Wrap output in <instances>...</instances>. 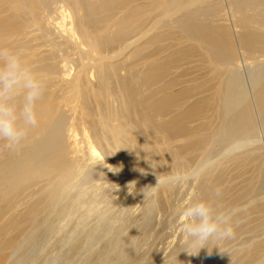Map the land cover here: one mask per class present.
<instances>
[{
    "label": "bare ground",
    "instance_id": "6f19581e",
    "mask_svg": "<svg viewBox=\"0 0 264 264\" xmlns=\"http://www.w3.org/2000/svg\"><path fill=\"white\" fill-rule=\"evenodd\" d=\"M0 47L45 85L37 126L13 149L0 141V264H28L77 209L115 231L100 264H150L140 234L179 213L176 177L202 158L190 203L226 210L235 236L199 250L170 225L168 264L198 250L203 264L264 260V0H0ZM131 180L147 205L114 215Z\"/></svg>",
    "mask_w": 264,
    "mask_h": 264
},
{
    "label": "rangeland",
    "instance_id": "374dc122",
    "mask_svg": "<svg viewBox=\"0 0 264 264\" xmlns=\"http://www.w3.org/2000/svg\"><path fill=\"white\" fill-rule=\"evenodd\" d=\"M257 140H258L259 145H260V148H261L260 149V152H261L260 154H262V157H264V130L263 129L262 130H259ZM99 151L102 154L101 150H99ZM202 161H203V158L200 161L196 162L194 165L192 164V166H190L191 167L190 171H182L181 170L179 172L180 175H178L177 177L175 176L176 177L175 184L177 186L178 194H179V197H178L177 200H179L181 204H183V203H184V205L189 204L190 203V198L192 196L191 194L192 193H195L194 187L196 186V180L199 181L200 180V177H199V175L190 174V172H195L197 170V168H199V166L201 165V162ZM109 181H111L110 183L113 182V180H105L104 182H109ZM134 182L135 181H132L131 180L127 185L125 184L126 185L125 186V190L126 191L125 190L122 191L123 193H125V192L127 193V195H128L127 200H126V198H124V195L122 194V192L119 193V194H117L118 200H117V197H116V199H114L115 202L113 203V206H112L113 207L112 210L115 209V207L117 208V210L115 209V212H113V214L114 213L116 214V213H119L120 211L126 210L127 212H129L130 215H132V217L133 216H138V214H140L141 211H142L141 208H144V206L147 205V201L148 200L145 199L146 197L144 198V196H142V199L140 198L141 196L139 197L140 198V206L141 207H138L139 206V201H138L139 198L136 199V202L137 203L133 201V199L136 196V194H134L135 191L137 192V190L140 188V186L142 184V183H140V181H138L140 183V186H139V184H138L137 181H136V183H134ZM136 185L139 186V187H137ZM109 186L110 185H108V188H109ZM130 188H131V191H130V194H129L128 193V189H130ZM91 193H93V192H91ZM131 194H132V196H131ZM137 195L139 196V194H137ZM91 196L92 195L90 194V197ZM86 197L89 198V194H88V196L86 194L85 195V198ZM125 197H127V196L125 195ZM132 197H133V199H132ZM88 198H86V199H88ZM90 199H92V198H90ZM96 199L97 200H100V199L103 200V198H100V197H98ZM119 201H121V202H119ZM125 201H127L128 203L125 202ZM98 204H100L101 207L103 205H105L104 203L101 204V201H100V203L98 201ZM143 204H144V206L142 207ZM118 207H121V209L120 208L118 209ZM135 207L136 208H139L136 213L134 212L136 210ZM129 208L131 210H128ZM79 210H80V213H76ZM79 210L78 209L75 210L76 212L74 211L73 214H71L69 217H67L69 219L64 220L66 223L63 221L62 224H61L60 221H58L55 217H52V219L55 218L54 219V223H55V227L57 229L55 230V228H54L53 231H52V233L53 232L54 233L53 234H50L51 237H49V239H48L47 248H45L44 250H40L41 252L40 251L38 252V255L35 256L36 258L30 259V261L28 262V264H100L99 262L103 259V254L102 253H103L104 249H106V245H108L107 247H109V246H111L112 243L115 242V240H114V238H116L115 236H113V235H110L109 236V234L107 235V233H109V232L111 233L112 231H114V229L112 228V230L110 229L111 231L110 230L108 231L109 225H102L101 224V220L98 218L99 217L98 215H96V217L94 216V214H92L93 216H90V214L88 215L85 212V210H83V211L81 209H79ZM166 214L167 213L162 214V215H159V221L160 222L156 223L155 226L153 227V229L151 230L153 232H150V235H151V233H153L152 234V237H154V239H152V237H150V236H149L150 238L147 237V239H146V237L143 238L144 236L141 235V234H140L141 238L139 237V239H138L139 242H140V246L139 247H141L140 248L141 250L139 249V251H140V253L142 252L141 255L144 257L143 259H145V258L147 259V257L151 255V257H149L147 259V260H149L150 264H159V262H160V264H168L169 260L166 257H167V254H168L167 252H169L171 250V247H173L174 244H176L178 241H180L181 238H182V240H181L182 243L187 242V240H185V237H184L182 231L180 230V227H179V224H178V226H177V228H178L177 229L178 230L177 231V239H176L177 242L175 241V243H172L171 246H169L166 249L165 246H167V244L165 246L163 244H164V242H167L168 240L161 242V239L160 238H161V236L164 233H166L167 230H170L169 229L170 228V225L173 226L172 229H174V226L176 225L175 223H177L176 218L178 219V214H176V216L175 215H172L171 212H168V215H166ZM111 215H112V213L109 215L110 216L109 221H112L110 223L113 224L114 223V219H113L114 218V215L113 216H111ZM165 215H166V218H165ZM111 217H112V219H111ZM172 217H174V219H172L173 221L171 220ZM80 219H82V220L85 221V226L88 227V228H90V230H88V228H86L85 230L77 229L78 220L80 221ZM162 220L164 221V223H163ZM169 220H171V223H170ZM99 222H100V224H99ZM167 223H170V224H167ZM172 223L174 225H172ZM58 224H60L61 227L58 226ZM87 225H89V226H87ZM99 225H102V226H99ZM165 225L167 227H164ZM132 226L134 228L135 225H132ZM58 228H59V230H58ZM94 228H95V230H94ZM131 228H129V231L131 230ZM91 229L94 230V231L92 232ZM157 229H159V230H157ZM87 230H88V232L90 231L92 234L93 233H96L93 236L90 234L89 237L91 239L93 238L94 240L97 239L98 243H97V241L94 242V240L93 241H90L92 243L89 242L90 239H89V237L86 236V235H88V233L85 232ZM103 230L106 231V232H103ZM154 230H155V232H154ZM98 231H100V232H98ZM167 232H169V231H167ZM114 233H115V231H114ZM97 234H98V236H97ZM155 234H156V236H155ZM159 234L161 236H159ZM138 235H139V233H138ZM82 236H84L83 237L84 241H83V239L81 240ZM86 237H87V239H86ZM77 238L80 240L79 243L81 245L83 244V242H84V244L82 246L80 245V249L77 250L78 253H77V251L74 253L72 251V248L71 247L74 244L73 243L74 240H75V242L78 241ZM87 240H88V242H87ZM93 242H94V244H93ZM86 244L89 246V248H88V246H86ZM90 244H91V246H90ZM94 245H95V247H94ZM150 247H151V249H150ZM160 247L161 248H164L165 247L164 249H166L167 251L166 250H163L164 252L163 251L160 252V250H161ZM92 248H94V250ZM227 248L229 249V248H231V246H228ZM227 248H226V250H228ZM168 249H169V251H168ZM69 251L71 253H69ZM198 251H197L198 254L196 253V255H193L194 256V259H196V262H197L196 264H203V263H205V259L202 258V255H201L202 252H200V251L198 252ZM7 252H8L7 255L10 256L12 254L13 250L12 249H9ZM165 253H166V255H165ZM164 255H165V257H164ZM11 262H12V260L10 261V259H8L7 261L4 260L3 261V264H8V263H11Z\"/></svg>",
    "mask_w": 264,
    "mask_h": 264
},
{
    "label": "clouds",
    "instance_id": "9594fccd",
    "mask_svg": "<svg viewBox=\"0 0 264 264\" xmlns=\"http://www.w3.org/2000/svg\"><path fill=\"white\" fill-rule=\"evenodd\" d=\"M44 89V81L23 62L20 51L0 47V141L6 148L18 146L37 126L36 105ZM177 224L189 246L199 250L212 239L235 236L231 215L208 201L182 205Z\"/></svg>",
    "mask_w": 264,
    "mask_h": 264
}]
</instances>
